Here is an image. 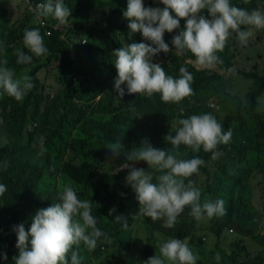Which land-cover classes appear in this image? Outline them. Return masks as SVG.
<instances>
[{
    "label": "trees",
    "instance_id": "16d2710c",
    "mask_svg": "<svg viewBox=\"0 0 264 264\" xmlns=\"http://www.w3.org/2000/svg\"><path fill=\"white\" fill-rule=\"evenodd\" d=\"M40 1L25 0L20 19L0 33V61L6 59L17 77L27 74L34 84L21 101L0 93V184L7 189L0 194V264H15L19 254L13 226L24 224L30 229L39 209L59 202L61 186L69 179L78 197L91 202L97 227L111 237V243L101 238L91 250L83 242L74 244L67 255L69 264L72 251L78 252L81 264H143L158 253L157 234L186 240L200 254L197 264H264V254L250 253L238 238H256L264 245V213L250 199V190L243 189L246 180L264 178L260 151L264 110L257 103L264 95V29L255 30L247 45H241L233 33L223 51L216 53L222 63L206 69L194 64L190 52L176 53L172 39L186 25V19H180L179 28L164 34L170 51L152 59L174 78H179L181 67L187 68L193 76L192 94L179 102H164L159 93L129 95L125 84L126 94L119 99L114 51L132 43H151L129 29L130 21L123 15L128 1L63 0L71 16L63 25L46 17L47 28L38 29L49 54L36 57L24 47L23 34L25 29L37 28L29 5ZM231 3L249 11L264 8V0ZM144 5L163 7L160 0H145ZM17 49L32 55V63L17 64L13 54ZM43 71L55 72V79H41ZM205 113L216 117L224 132H232L229 143L213 150L216 159L203 148L195 153L186 145L175 149L166 142V135H175L176 121ZM122 134L124 152L147 139L156 149L178 151L181 159L202 158L205 165L190 179L201 191V203L206 198L223 200L225 214L197 220L186 206L172 228L163 227V220L138 215L136 193L126 182L128 170L118 169L127 162L152 170L146 161H126L123 153L112 156L106 145ZM237 188L243 192L234 193ZM112 209L115 212L109 215ZM115 216L123 217L122 221L115 222ZM133 224L144 228L145 235ZM209 232L215 234L216 250L206 247ZM224 233L234 237L230 252L222 250L214 258ZM137 241L142 243V258L131 252ZM204 254L208 259H203Z\"/></svg>",
    "mask_w": 264,
    "mask_h": 264
},
{
    "label": "clouds",
    "instance_id": "9594fccd",
    "mask_svg": "<svg viewBox=\"0 0 264 264\" xmlns=\"http://www.w3.org/2000/svg\"><path fill=\"white\" fill-rule=\"evenodd\" d=\"M160 2L163 7H146L144 0H128L123 15L130 21L129 29L132 33H141L144 40L151 43H132L114 51L118 73L114 87L119 99L126 94L122 87L125 84L129 95L146 94L151 97L159 93L164 102H179L192 94L193 76L187 68L181 67L179 78H174L152 59L161 52L170 51L164 34L179 28L180 19H186V25L172 39L176 53L190 52L195 57L194 64L206 69L222 63L216 53L223 51L233 33L241 45H247L255 30L264 29V8L249 11L234 6L231 0ZM36 15L51 16L63 25L71 16V9L63 0H46L36 6ZM38 28L24 30L23 45L36 57H42L49 54V49L44 45ZM13 54L17 57V64L32 63V55L21 49ZM7 63L6 59L0 61V93L21 101L34 87L32 78L27 74L17 77ZM173 127L175 135H166V142L175 149L181 144L186 145L195 153L201 148L205 152H213L218 144L229 143L232 136L231 130L224 132L222 125L210 113L179 119L172 124ZM123 136L107 143L106 148L112 156L118 158L123 153L126 161H146L152 170L146 172L126 162L118 169L128 170L126 182L136 193L140 205L138 215L150 217L153 221L163 220V227L172 228L186 206L191 207L190 215L197 220L225 214L223 200L206 198L201 203V191L190 179L205 165L202 158L181 159L178 151L156 149L147 139L142 140L139 147L124 152ZM216 158L217 154L213 152L212 159ZM6 190V186L0 184V194ZM113 212L115 209L110 210L109 215ZM91 213V202L78 197L74 182L69 179L61 186L59 202L39 209L30 229L26 230L24 224L13 226L19 250L18 256L14 257L15 264H69L67 255L74 244L83 242L91 250L101 238L111 243V237L97 227V220ZM122 219L115 216L114 221L121 222ZM157 237L158 253L143 264H197L199 256L190 249L186 240L165 239L159 234ZM3 258L7 260V255ZM71 264H81L76 251L71 253Z\"/></svg>",
    "mask_w": 264,
    "mask_h": 264
},
{
    "label": "rangeland",
    "instance_id": "374dc122",
    "mask_svg": "<svg viewBox=\"0 0 264 264\" xmlns=\"http://www.w3.org/2000/svg\"><path fill=\"white\" fill-rule=\"evenodd\" d=\"M128 1V0H127ZM145 2V0H144ZM26 6L25 0H0V33H2L3 29L7 28L10 26L12 23H14L17 19H20L21 15L23 14V8ZM126 6V4H125ZM63 27H68L69 28V23L68 26L67 24L62 26ZM64 29V28H63ZM65 30V29H64ZM239 66L241 68L244 67L243 63H239ZM214 68V67H213ZM41 79L43 80H48V81H53L56 77V73L52 72L51 75L46 74L44 71L40 74ZM244 85V82L242 83ZM249 86V85H248ZM236 89L239 90L241 89V86H236ZM53 96V95H52ZM258 109L259 106H261L262 110H264V95L258 100ZM49 124H52L50 127H54V120H52ZM261 153H264V146L261 144L260 147ZM123 165V164H122ZM121 165V166H122ZM258 180L252 179V180H246L245 184L246 186L243 189L250 190L251 192V198L253 199L254 205L256 206L257 209L260 210V212L264 213V178L263 177H257ZM243 189L237 188L235 192L241 193L243 192ZM261 218V216H259ZM263 228H264V220L261 221ZM134 229H138L142 232L143 235H145V230L144 228H141L139 224H133L132 226ZM160 237H162L159 234ZM208 237V242L206 247L211 248V250H216V247L213 246V244L217 241L215 238V234L212 232L207 233ZM238 238H241L245 241V244L250 251V253L256 255L259 253L264 254V245L262 242L258 241L256 238H247L245 239L242 236H238ZM156 239L158 237L156 236ZM222 241L220 242L219 247H217V252L213 253L214 255L212 257L218 258L220 254H222V250H225V252L229 253L231 247V242L234 240V237L231 235H228L224 233L221 237ZM132 254L136 258H142L143 255V247L141 241H137L133 248L131 249ZM195 254H200L195 250ZM144 257V255H143ZM204 260L208 259L206 254H204Z\"/></svg>",
    "mask_w": 264,
    "mask_h": 264
},
{
    "label": "built area",
    "instance_id": "2783aa9c",
    "mask_svg": "<svg viewBox=\"0 0 264 264\" xmlns=\"http://www.w3.org/2000/svg\"><path fill=\"white\" fill-rule=\"evenodd\" d=\"M45 2H46V0H41L40 2H38V3L34 4V5H31V6L29 5V11L31 12V14L34 17V24L37 27L43 28V29H46L47 28V26H48V20H47L46 17H37V15H36V6L39 5V4H41V3H45ZM83 43H86V40H83Z\"/></svg>",
    "mask_w": 264,
    "mask_h": 264
},
{
    "label": "crops",
    "instance_id": "0c3cea01",
    "mask_svg": "<svg viewBox=\"0 0 264 264\" xmlns=\"http://www.w3.org/2000/svg\"><path fill=\"white\" fill-rule=\"evenodd\" d=\"M24 11H26V8H25V7L23 8V11H22V12H24ZM33 23H34V22H33Z\"/></svg>",
    "mask_w": 264,
    "mask_h": 264
}]
</instances>
